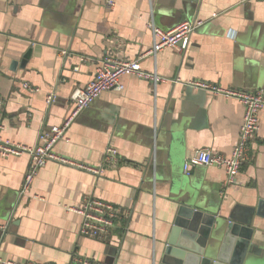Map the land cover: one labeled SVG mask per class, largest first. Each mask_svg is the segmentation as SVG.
Masks as SVG:
<instances>
[{
	"label": "crops",
	"instance_id": "obj_1",
	"mask_svg": "<svg viewBox=\"0 0 264 264\" xmlns=\"http://www.w3.org/2000/svg\"><path fill=\"white\" fill-rule=\"evenodd\" d=\"M193 19L203 24L186 49L143 56L153 44L149 23L168 31ZM107 54L139 60L144 70L166 80L154 90L146 80L124 76L122 91H103L55 144L60 156L90 165H98L112 145L119 164L101 175L49 161L22 193L29 156H0L2 258L158 264L173 197L193 195L201 209L222 218L236 205L264 203L263 111L233 185L224 184L220 167L196 166L190 175L182 169L200 148L229 155L244 113L237 100L186 82L264 92V0H115L111 9L105 0H0V137L33 146L40 130L62 124L75 105L71 93L94 79ZM49 94L54 100L48 105ZM85 196L125 211L103 240L81 236L80 217L66 209Z\"/></svg>",
	"mask_w": 264,
	"mask_h": 264
},
{
	"label": "built area",
	"instance_id": "obj_2",
	"mask_svg": "<svg viewBox=\"0 0 264 264\" xmlns=\"http://www.w3.org/2000/svg\"><path fill=\"white\" fill-rule=\"evenodd\" d=\"M105 3L110 9L115 6V0H105ZM202 24V19L186 20L177 24L171 30L163 31L155 27L152 22L149 23L148 25L153 35V44L143 56L155 57L159 51L168 47L186 49L190 42V35ZM83 60L85 59L82 58ZM77 69L78 67L74 68V70ZM126 75L135 76L150 82L154 90L157 84L166 80L165 77L159 75L155 70H144L139 60L122 59L113 54H107L99 60L94 79L84 87L76 88L71 93L70 99L75 105L62 124L52 125L40 130L33 146L13 143L0 137V156L9 157L22 154L29 156L28 167L24 173L21 186L22 193L27 192L31 188L39 169L49 161L68 165L93 175H101L105 167L119 164L118 152L112 145H108L105 148L98 165H90L60 156L54 151V146L59 140L65 138L66 130L78 112L88 107L103 91H122L124 88L122 78ZM186 83L192 88L205 91L213 96L237 100L244 108L243 120L239 126L238 140L229 155L214 153L208 148H200L192 156L184 160L182 168L185 175H190L192 169L196 166L220 167L225 172L224 184L226 186L233 185L236 182L243 162L247 158L250 143L259 129V113L264 112V92L262 90L246 91L223 87L200 80H190ZM21 86L29 92L37 91V88L31 86L28 82H22ZM53 100L54 94H49L46 96L45 102L49 105ZM2 103L3 101L0 99V108ZM66 209L80 217L78 231L81 236L99 240L110 236L114 228L117 227L119 220L125 214L121 206L94 196H85L80 205L69 206ZM0 264L34 263L6 260L0 256ZM78 264H99V262L89 258H81Z\"/></svg>",
	"mask_w": 264,
	"mask_h": 264
},
{
	"label": "water",
	"instance_id": "obj_3",
	"mask_svg": "<svg viewBox=\"0 0 264 264\" xmlns=\"http://www.w3.org/2000/svg\"><path fill=\"white\" fill-rule=\"evenodd\" d=\"M171 200L172 219L158 264H264L263 202L236 205L222 218L201 209L188 193Z\"/></svg>",
	"mask_w": 264,
	"mask_h": 264
}]
</instances>
